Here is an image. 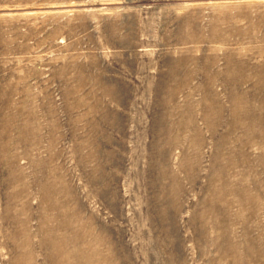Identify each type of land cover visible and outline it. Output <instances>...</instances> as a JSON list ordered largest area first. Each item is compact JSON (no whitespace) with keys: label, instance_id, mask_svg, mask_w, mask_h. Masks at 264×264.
Instances as JSON below:
<instances>
[{"label":"rangeland","instance_id":"obj_1","mask_svg":"<svg viewBox=\"0 0 264 264\" xmlns=\"http://www.w3.org/2000/svg\"><path fill=\"white\" fill-rule=\"evenodd\" d=\"M0 264H264V0H0Z\"/></svg>","mask_w":264,"mask_h":264}]
</instances>
